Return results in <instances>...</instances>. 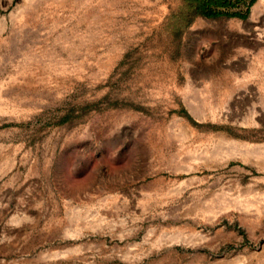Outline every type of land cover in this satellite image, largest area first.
Segmentation results:
<instances>
[{"label": "rangeland", "instance_id": "rangeland-1", "mask_svg": "<svg viewBox=\"0 0 264 264\" xmlns=\"http://www.w3.org/2000/svg\"><path fill=\"white\" fill-rule=\"evenodd\" d=\"M222 1L0 0V264H264V0Z\"/></svg>", "mask_w": 264, "mask_h": 264}, {"label": "trees", "instance_id": "trees-1", "mask_svg": "<svg viewBox=\"0 0 264 264\" xmlns=\"http://www.w3.org/2000/svg\"><path fill=\"white\" fill-rule=\"evenodd\" d=\"M238 1V0H237ZM255 0H248L247 3V7L245 12L242 11H220V10H213L211 7H209L207 4L200 2L197 5V10L198 13L203 14L204 16L207 17H216L219 15H226V16H237L240 18H245L246 17V13L250 7V5L254 2ZM230 0H223L222 3L221 2H216L217 5L219 6H225L227 4H229ZM231 3V2H230ZM230 5H228L229 7Z\"/></svg>", "mask_w": 264, "mask_h": 264}, {"label": "bare ground", "instance_id": "bare-ground-1", "mask_svg": "<svg viewBox=\"0 0 264 264\" xmlns=\"http://www.w3.org/2000/svg\"><path fill=\"white\" fill-rule=\"evenodd\" d=\"M35 12V11H34ZM29 13V12H28ZM26 14V13H25ZM24 15V14H23ZM35 20V19H34ZM37 20V19H36ZM4 23V22H3ZM1 29H0V32H2V30L4 29V27L3 26H1L0 27ZM13 32V31H12ZM26 46V45H25ZM31 47V46H30ZM31 52V51H30ZM13 53V52H12ZM24 54V53H23ZM30 54V53H29ZM35 55V54H34ZM31 56V55H30ZM30 58V57H29ZM264 203V202H263ZM263 207V206H262ZM264 208V207H263ZM263 208H261V209H263Z\"/></svg>", "mask_w": 264, "mask_h": 264}]
</instances>
